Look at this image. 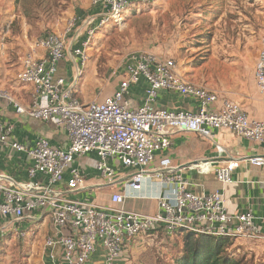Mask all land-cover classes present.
<instances>
[{
	"label": "built area",
	"instance_id": "built-area-1",
	"mask_svg": "<svg viewBox=\"0 0 264 264\" xmlns=\"http://www.w3.org/2000/svg\"><path fill=\"white\" fill-rule=\"evenodd\" d=\"M92 2L103 12L98 19L87 20V38L81 47L73 49L83 66L89 59L87 50L91 40L98 31L110 24H122L124 14L133 5L132 0ZM36 47L45 55L26 56L16 76L19 85L33 88L31 104L27 108L21 106L2 86L0 101L13 104L18 114L63 129L70 146L54 147L47 138L41 137L35 146L28 147L15 140L11 126L0 124V144L27 154L31 160L30 179L38 174L43 178L17 183L0 174V220L7 222L1 229L4 236L10 225L15 226L25 218L36 220V213L49 215L57 231L44 242L47 264H87L98 249L104 252L105 264H119L136 239L161 233L169 237L193 233L210 238L264 240V216H255L252 212L230 213L220 191L196 190L195 184L172 169L169 158L161 159L159 167L152 169L157 154L169 149L172 138L179 133L210 138L213 131L225 130L256 145H264V120L250 117L241 101L220 99L216 91L188 79L174 59L146 51L128 56L123 77L113 94L84 102L78 97L76 84L58 76L59 63L67 52L64 38L54 32L45 33L36 41ZM254 75L264 102V45ZM142 80L147 84L145 98L142 105L134 107L130 91ZM162 90L196 99L199 109L193 112L160 108L157 98ZM89 154L97 156L95 168L109 185L118 181L121 169L136 171L127 179L131 195L146 181L157 184L161 189L157 196L158 211L139 214L70 200L67 194L83 189L86 183L80 166H72ZM239 161L226 162L216 170L221 184L232 183ZM249 162L264 170V158H250ZM66 172L70 178L65 188H59ZM202 172L208 173V170ZM127 194H114L112 202L122 205ZM15 233L26 238L29 231Z\"/></svg>",
	"mask_w": 264,
	"mask_h": 264
},
{
	"label": "rangeland",
	"instance_id": "rangeland-1",
	"mask_svg": "<svg viewBox=\"0 0 264 264\" xmlns=\"http://www.w3.org/2000/svg\"><path fill=\"white\" fill-rule=\"evenodd\" d=\"M84 1L0 0V70L10 69L16 78L26 55V36L39 40L54 32L66 40ZM132 2L122 24L100 29L91 40L76 85L87 101L113 94L128 56L145 51L175 59L194 82L231 96L250 91L264 45V0ZM28 231L26 238L17 233L0 238V264H43L45 236L38 229ZM184 235L136 239L120 264H175L184 250ZM228 253L238 264H264V240L234 239Z\"/></svg>",
	"mask_w": 264,
	"mask_h": 264
},
{
	"label": "crops",
	"instance_id": "crops-1",
	"mask_svg": "<svg viewBox=\"0 0 264 264\" xmlns=\"http://www.w3.org/2000/svg\"><path fill=\"white\" fill-rule=\"evenodd\" d=\"M79 5L75 11L74 28L66 34V40L62 36L67 44V52L65 59L58 66V76L64 78L68 83H75L76 85L83 65L80 57L74 55L73 49L81 47L87 38V20L92 17L98 19L103 12V9L94 5L92 0L80 2ZM77 35L78 39H76ZM25 40L27 43L26 48L24 47L26 55L20 58V65L29 54L37 57L45 55L41 48L36 47L37 39L31 38L29 40L26 36ZM20 44L23 47V42ZM1 46L5 47V45ZM9 70H0V85L9 91L21 106L27 108L33 100L34 90L31 87L19 85L12 70ZM20 70L21 67L18 71ZM254 73L255 69L250 91H243L240 95L231 96L224 89L217 90L205 83H196L216 91L220 99L241 101L250 117L264 120V102L257 88ZM146 89L147 84L144 80L141 81L139 86L131 89L130 100L134 107L143 104ZM77 91L78 97L87 102L83 88L77 89ZM157 105L160 108L173 111L196 112L199 109V102L196 99L184 97L175 91L169 90L159 92ZM0 124L11 126L15 140L28 147L35 146L37 140L41 137L47 138L54 147L67 149L70 146L67 133L63 129L56 128L53 123L41 122L26 115L18 114L15 106L5 101H0ZM171 143L169 149L157 154V160L152 166L153 170L159 167L161 159L169 158L172 169L181 172L185 179L195 184L196 190L207 193L220 191L224 195L225 206L230 213L252 212L255 216H264V170L251 165L249 162L250 158H264V145H256L225 130L213 131L210 138L196 133H179L172 138ZM219 149H222V152ZM232 160H240L239 168L232 174V183L223 185L217 180L216 170L222 164ZM96 161L97 156L89 154L86 158L77 160L74 163L72 167L80 166L82 174L86 178V183L83 189L67 194L70 200L94 203L114 209L123 208L126 211L139 214L150 215L158 211L157 196L160 194L161 189L157 184L146 181L131 195V190L127 186V179L134 175L136 171L121 169L118 171V181L113 185H109L96 170ZM30 166L31 160L27 154L13 151L8 146L0 144V174L10 177L17 183L43 180L40 174L30 179L28 175ZM203 169H207L208 173H203ZM69 178L70 173L66 172L63 175L62 183L58 187L65 188ZM125 192L129 196L125 198L122 205L112 202L114 194ZM35 216L36 220L25 218L15 226L10 225L7 234L15 233L16 230L38 229L46 239L47 236L53 235L57 231L49 215L36 213ZM4 224L7 225V222L0 220V238L5 234L1 230ZM104 258L103 250L98 249L87 264H105ZM42 261L43 264H47L46 256H43Z\"/></svg>",
	"mask_w": 264,
	"mask_h": 264
},
{
	"label": "trees",
	"instance_id": "trees-1",
	"mask_svg": "<svg viewBox=\"0 0 264 264\" xmlns=\"http://www.w3.org/2000/svg\"><path fill=\"white\" fill-rule=\"evenodd\" d=\"M233 238H210L193 233L184 235V250L175 264H238L228 249Z\"/></svg>",
	"mask_w": 264,
	"mask_h": 264
}]
</instances>
